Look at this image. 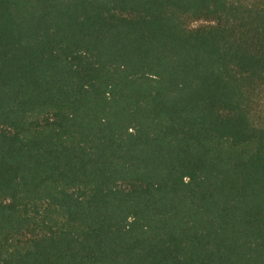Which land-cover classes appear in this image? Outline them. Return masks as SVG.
I'll return each mask as SVG.
<instances>
[{"label":"trees","instance_id":"obj_1","mask_svg":"<svg viewBox=\"0 0 264 264\" xmlns=\"http://www.w3.org/2000/svg\"><path fill=\"white\" fill-rule=\"evenodd\" d=\"M263 103L264 0H0V264H264Z\"/></svg>","mask_w":264,"mask_h":264},{"label":"rangeland","instance_id":"obj_2","mask_svg":"<svg viewBox=\"0 0 264 264\" xmlns=\"http://www.w3.org/2000/svg\"><path fill=\"white\" fill-rule=\"evenodd\" d=\"M208 25V23L207 22H205V21H198V22H193V23H191V27L192 28H198V27H204V26H207ZM262 112L264 113V103H263V107H262Z\"/></svg>","mask_w":264,"mask_h":264}]
</instances>
